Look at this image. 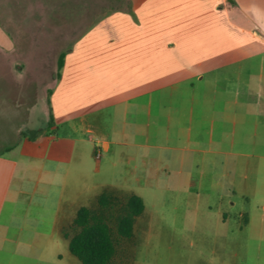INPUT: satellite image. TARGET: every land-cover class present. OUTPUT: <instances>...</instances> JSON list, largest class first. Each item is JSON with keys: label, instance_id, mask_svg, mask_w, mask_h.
Masks as SVG:
<instances>
[{"label": "crops", "instance_id": "obj_1", "mask_svg": "<svg viewBox=\"0 0 264 264\" xmlns=\"http://www.w3.org/2000/svg\"><path fill=\"white\" fill-rule=\"evenodd\" d=\"M130 1L75 44L60 78L58 69L37 71L38 88L52 92L47 131L0 140V264H28L2 252L31 246L26 234L41 221L69 242L78 211L106 189L141 197L146 216L142 193L171 183L240 207L217 217L216 264H264V69H229L264 57V0ZM15 50L0 19V119L24 113L16 139L44 129L37 104L17 101L33 69L18 72ZM33 173L34 193L47 177L56 196L44 188L34 203Z\"/></svg>", "mask_w": 264, "mask_h": 264}, {"label": "rangeland", "instance_id": "obj_2", "mask_svg": "<svg viewBox=\"0 0 264 264\" xmlns=\"http://www.w3.org/2000/svg\"><path fill=\"white\" fill-rule=\"evenodd\" d=\"M130 4V0H0L2 25L16 41V69L18 72L33 69L32 75L29 74L32 87L18 89L17 101L26 103V108L29 104H37L32 115L34 118L37 116L36 120L39 122L37 129H44L36 132L24 129L26 131L15 139L14 126L15 123L20 125L21 119L24 118L22 113L15 122L11 120L12 122L7 123L0 119V140L7 135L6 140L13 143L24 138L23 135L34 136L47 131L45 121L49 92L47 96L45 88H38L39 82L45 79L39 80L37 71L47 69L50 74L51 69H57L58 59L62 53L67 55L97 24L113 12L129 8ZM229 69H264V57L246 62L241 68ZM52 86L50 83V87ZM56 133L64 132L61 130ZM261 140L263 139H259ZM99 151L102 154L101 146ZM102 163L105 165V156ZM120 172L118 171V178ZM131 172L133 171L124 170V178L130 179ZM37 176V173L31 175L32 182L27 189L31 193L29 197L33 198L32 201L37 203L43 200L44 188L51 196H56V192L52 191V185L55 189L58 188L57 181L54 179L52 184L48 185L51 180L47 177L42 179L38 194L34 193ZM102 177H106L104 170L96 179ZM161 189L162 191L157 190L154 193V197L153 193L147 191L142 193L147 202L148 215H142L137 219L134 236L131 239L118 238L115 225L111 223L117 246V254L112 264H216L219 257L216 240L223 229L218 224L217 217L223 213L234 215L240 207H230L226 194L222 197L207 193L196 196L186 191L184 186L178 187L172 183L170 186L163 185ZM120 192V197L131 194ZM137 192L141 194L139 188ZM223 197L225 200L221 202L220 199ZM53 203L56 206V199ZM97 207V202L91 205V208ZM18 208H21L20 204ZM32 211L34 213L36 211L34 206ZM39 224L43 227L41 231L26 234L31 246L24 248L20 245L21 249L18 247L16 251H11L12 253L2 252L5 261L8 262L9 257H14L28 261V264H81L70 253L69 242L65 238L61 235H52L50 229H44L46 227L42 221ZM76 233L77 229H68L70 237ZM16 236L14 240H18Z\"/></svg>", "mask_w": 264, "mask_h": 264}, {"label": "trees", "instance_id": "obj_3", "mask_svg": "<svg viewBox=\"0 0 264 264\" xmlns=\"http://www.w3.org/2000/svg\"><path fill=\"white\" fill-rule=\"evenodd\" d=\"M66 53L58 59V78L64 68ZM52 94L49 91V97ZM50 105V98H49ZM54 126V119L50 115L47 129ZM23 137H25L23 135ZM116 189H106L97 198V209L82 207L74 220L73 228L77 233L69 239V251L81 264H112L117 246L111 223H114L117 237L131 239L134 236L137 219L145 210L144 201L135 194H125Z\"/></svg>", "mask_w": 264, "mask_h": 264}, {"label": "built area", "instance_id": "obj_4", "mask_svg": "<svg viewBox=\"0 0 264 264\" xmlns=\"http://www.w3.org/2000/svg\"><path fill=\"white\" fill-rule=\"evenodd\" d=\"M96 157H97L98 159L101 157V153H100V151H98V152L96 153Z\"/></svg>", "mask_w": 264, "mask_h": 264}]
</instances>
